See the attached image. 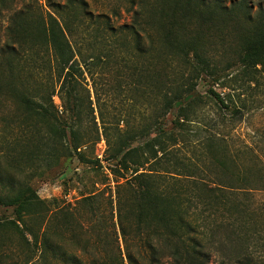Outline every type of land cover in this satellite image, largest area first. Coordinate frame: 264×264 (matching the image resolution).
Wrapping results in <instances>:
<instances>
[{
  "label": "rangeland",
  "instance_id": "rangeland-1",
  "mask_svg": "<svg viewBox=\"0 0 264 264\" xmlns=\"http://www.w3.org/2000/svg\"><path fill=\"white\" fill-rule=\"evenodd\" d=\"M65 1L49 0L53 4ZM85 1L83 14L79 12V18L72 24L74 35L70 40L76 49L86 54L109 53L111 56L108 65L97 70L95 80L87 73L82 79L79 132L85 144L80 151L87 162H81L77 156H61L68 145L56 147L48 139L46 128L39 135L18 129L15 121L19 112L14 101L0 97V103L7 105L0 112V195H13L11 188H27L37 198L20 221L13 208L0 207V264H44L40 249L35 245V237L41 238L44 232L62 253L78 256L83 253L85 258L93 257L103 264H122L123 258L128 264L118 213L122 204L127 219L136 218L134 187L130 180L136 170L149 174L151 177L146 179L149 184L165 192L169 191L171 173L180 178L197 179V184L189 185L188 180L182 179L185 186L181 190L200 199L206 198L216 207L199 205L192 218L203 244H209L211 239L205 234L208 230L214 229L216 234L212 248H209L211 244L207 248L209 264H223L222 261L237 264L236 259L230 258L229 251L226 253V247L220 249L221 243L227 246L231 240L236 242L238 259L249 255L253 264L261 263L264 260V67H244L240 57L257 31L264 0H247L249 17L244 16V11H232V6L240 0H204L207 6L202 14L184 12L181 19L185 16L191 19L180 24L181 32L185 39L194 37L210 62L212 76L204 75L197 80L202 100L193 105V113L184 121V126L174 131L175 140H169L171 135L161 138L163 148L150 140L158 135L156 126L169 125L174 116L166 114L164 99L158 97L153 85L144 77L148 75L154 81L156 78L150 74L158 69L161 79L154 82L164 84V76L176 72L174 68L181 65L178 59L166 57L164 30L151 18L156 8L163 4L168 6L170 1ZM131 1L135 5L145 1L146 18L142 29L146 32H139L144 54L135 48L131 34L111 39L83 19L91 13L109 16L118 26L129 24L131 16L126 8ZM215 1L224 10L212 9L210 6H214ZM49 2L17 0L14 10L32 7L45 14L53 11ZM11 13L6 12L0 22L3 30ZM260 26V29L264 26V18ZM151 47L157 51L151 53ZM34 64L29 66H34L29 81L32 87L38 86L35 80L41 83L37 93L42 96L37 99L57 112V116L67 119L58 91L52 96L57 111L51 107L48 90L46 92L47 64L40 60ZM209 89L220 94L226 104L239 113L233 115L221 107L212 99ZM121 142L127 145L122 146L125 153L129 152L127 170L118 168L113 159ZM235 176L247 179L248 184L233 182L231 179ZM200 180L232 188L225 192L211 191ZM133 253L137 252L133 250ZM51 261L63 264L57 258ZM139 263L145 264L141 260ZM159 264L172 262L162 257Z\"/></svg>",
  "mask_w": 264,
  "mask_h": 264
},
{
  "label": "trees",
  "instance_id": "trees-1",
  "mask_svg": "<svg viewBox=\"0 0 264 264\" xmlns=\"http://www.w3.org/2000/svg\"><path fill=\"white\" fill-rule=\"evenodd\" d=\"M145 1H139L137 5L134 1L129 3L126 8V12L131 16L129 24L118 26L109 16H94L91 13L85 15L83 19L94 24L98 33L101 32L111 39L117 40L119 35L131 34L135 38V48L144 54L146 52L140 44L141 35L139 32H146L145 29H142L146 18ZM169 1L168 6L163 4L159 9L156 8L151 18L154 24H158V27L164 30L163 44L167 49L166 57L171 60L178 59L181 65L174 68L176 72L164 76V84L154 82L161 79L158 69L153 74L148 73L156 78L154 81L148 75L144 77L150 81L149 84L153 85L158 97L164 99L166 114L174 116L169 125L159 123L155 128L158 135L150 140L156 142L161 148L164 143L161 138L171 135L169 140H175L174 131L184 126V121L193 113V105L196 106L198 102H201L202 99L197 91V80L204 75L212 76L210 62L203 56L194 37L190 36L185 39L180 29V24L185 19H191L187 16L181 19L184 12L202 14L207 2L204 0L203 2L202 0ZM16 2L17 0H0V22L6 12H12L4 30L0 24V36L1 33L3 34L2 42L0 38V97L7 101L8 99L14 101L19 112L15 121V126L18 129L30 130L39 135L40 131L46 128L48 139L56 147L68 145L61 156L71 158L77 156L81 162H87L80 151L85 144L83 143L84 137L79 132L80 114L83 106L80 97L82 79L87 73L91 79L95 80L94 78L98 74L97 70L105 68L111 56L109 53L86 54L80 49H76L70 40V36L74 35L72 24L80 14H83L87 5L85 0H66L64 4H53L48 0L49 7L53 8V11L45 14L36 12L32 7L14 10ZM217 2L215 1L214 6L210 7L214 10H224V7ZM231 9L232 11H244L245 17L250 16L247 0H240ZM260 11L262 15L257 19V31L264 18V6ZM79 12L81 13L79 14ZM98 27L101 28L98 29ZM257 31L246 43L240 57V63L244 67H264V26ZM2 43L3 45H1ZM156 51L151 47V53ZM38 60L47 64L46 92L48 90L47 96L51 107L57 111L52 96L58 91L63 111L68 114L67 119L57 116V112H52L44 102L37 99L39 98L37 96H42L37 93L38 88H41V83L35 80L38 86H31L29 78L33 75L34 66L32 68L29 66ZM26 73L27 75L23 79ZM209 93L221 107L229 110L233 115L239 113L238 109H231L216 91L209 89ZM5 108L7 105L3 102L0 103V112ZM6 138L5 136V140ZM122 146L125 148L127 145L121 142L114 152L113 159L116 160L118 168L127 170L126 157L129 152L125 153ZM138 172L136 170L130 179L133 183L132 187H134L136 218L133 221L127 219L122 204L119 206L118 213L119 231L125 245L128 264H140V260L145 264H159L162 257L169 259L172 264H209L210 254L207 248L210 244L209 248H212L213 238L216 234L214 229L208 230V233L204 232L209 237L211 236V239L209 244H203L197 236L199 235L198 227L192 218L199 205H203L205 208L215 206L206 198L200 199L194 194L181 190L185 186L182 179L188 180L186 181L187 185L197 184V179L194 177L180 178L176 177L178 174L175 176L174 173H171L169 191L165 192L161 187H153L149 184V181L146 180L147 176L151 177L149 174ZM231 180L241 182L242 185L248 184V180L245 178L240 179L235 176ZM200 181L202 184H206L211 191L225 192L232 188L215 182H211L216 185L213 186L205 183L204 180ZM11 191L13 195H0V207L13 208L20 221L26 210L28 211L27 207L37 198L35 193L27 188H18V190L11 188ZM134 235L141 238L137 240ZM40 240L41 243H39ZM229 243L230 245L227 246L221 243L220 249L226 247L228 249L226 253L229 251L230 258L236 259L237 264H253V258L249 255L238 259L236 257V242L231 240ZM35 245L40 249V259L44 264H52V258H57L63 264H103L96 258H85L82 255L83 251H80L82 253L80 256L77 253H62L60 247L50 241L46 232L42 234L41 238L35 237ZM86 250L87 248L84 249L85 252ZM133 250L137 253H133ZM239 251L242 250L238 249ZM56 254L59 255L56 256ZM222 262L224 264L226 261ZM121 263L125 264L123 258ZM258 264H264V260Z\"/></svg>",
  "mask_w": 264,
  "mask_h": 264
}]
</instances>
